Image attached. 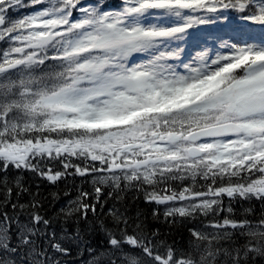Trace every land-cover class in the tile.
Returning a JSON list of instances; mask_svg holds the SVG:
<instances>
[{
    "label": "snow or ice",
    "instance_id": "6c2138e0",
    "mask_svg": "<svg viewBox=\"0 0 264 264\" xmlns=\"http://www.w3.org/2000/svg\"><path fill=\"white\" fill-rule=\"evenodd\" d=\"M31 3L41 7L14 18L22 0H0V190L27 192L26 171L92 190L61 209L77 224L63 237L40 200L27 223L4 213L0 264H65L73 241L84 264H264V214L231 204L264 205V0ZM197 177L200 189L168 183ZM128 188L164 205L167 223H209L189 230L195 244L169 245L139 215L105 207ZM97 229L104 244L85 243Z\"/></svg>",
    "mask_w": 264,
    "mask_h": 264
},
{
    "label": "trees",
    "instance_id": "16d2710c",
    "mask_svg": "<svg viewBox=\"0 0 264 264\" xmlns=\"http://www.w3.org/2000/svg\"><path fill=\"white\" fill-rule=\"evenodd\" d=\"M28 2L22 3L21 6L24 8H19L17 13L22 16L32 10H37L41 5H33ZM112 1V2H110ZM117 0H105V4H116ZM110 2V3H109ZM195 38V37H194ZM6 45L0 42V49L5 48ZM49 167L58 168V164L50 165ZM14 172L16 170H13ZM19 178L23 181L24 186L28 189L27 192H22L17 196L15 193L8 199L5 200L4 193L0 190V218L3 217L4 213L8 216L14 217L21 224L27 223L30 212V205L35 200H40L42 202V208L40 209L41 215L51 220V228L49 232L55 230L58 235L63 237L64 232H75L77 230V224L73 220L65 221V217L61 212V209H66L70 201L74 200L81 188L91 191L92 184L90 179L85 181L83 177L75 176L68 177L64 180H58L54 184L49 182L44 177L39 174H34L31 171H26L20 173ZM170 187H175L177 190L185 185L194 186L196 189H200L204 184L202 178L197 177L195 182L190 178L185 181H169ZM103 187V186H102ZM38 194V195H37ZM101 196H104L102 191ZM107 204L105 207H112L113 205L124 209H127V213L130 218H136L138 215L143 221L144 227L148 231H155L159 229V235L166 241L169 245H175L178 248L184 249L197 241L191 236L189 231L192 228H202L203 225L209 223V220L203 215H197L194 218L189 217L183 219V222L178 221L175 224L165 222L163 213L165 211L164 205H157L155 203L149 204L146 202L144 194L142 191H136L134 189L128 188L124 192H121L118 199L113 200L111 197H107ZM94 202V201H93ZM17 204V208L13 209L12 204ZM224 203L227 205L229 200L227 197L224 198ZM233 208V215L238 216H248L249 218L255 217L258 219L262 214H264V205H261L258 200H242L236 199L231 201ZM154 209H159V219L154 218L152 212ZM98 213L101 209L98 207ZM223 215H228L227 212L222 213ZM89 224L92 223L93 214L89 213ZM106 218V217H105ZM97 223H99L97 221ZM80 227L83 228V222H81ZM43 233L41 232V235ZM83 239L85 243L91 241L93 246L104 244V234L99 229L95 232H82ZM39 243V241L37 242ZM71 254L68 256L59 257L60 260L64 261L65 264H84V261L89 259L88 252L85 250L84 245L81 244L77 246V243L73 241ZM259 261V258H257Z\"/></svg>",
    "mask_w": 264,
    "mask_h": 264
},
{
    "label": "rangeland",
    "instance_id": "374dc122",
    "mask_svg": "<svg viewBox=\"0 0 264 264\" xmlns=\"http://www.w3.org/2000/svg\"><path fill=\"white\" fill-rule=\"evenodd\" d=\"M117 1H118V0H117ZM119 1H120V0H119ZM26 2H28V1H27V0H22V3H26ZM24 7H25V6H20L19 8H24ZM33 11H35V10H32L31 12H33ZM31 12H29V13H31ZM18 16H19V15H18L17 12H14V13H13V17H14V18H17ZM195 39H196V38H193V41H192L193 43L195 42Z\"/></svg>",
    "mask_w": 264,
    "mask_h": 264
}]
</instances>
